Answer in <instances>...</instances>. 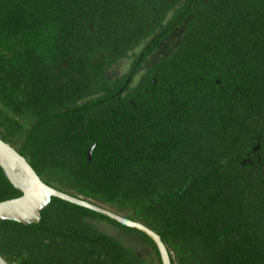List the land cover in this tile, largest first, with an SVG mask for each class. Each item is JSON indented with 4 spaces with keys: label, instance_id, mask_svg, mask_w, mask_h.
<instances>
[{
    "label": "trees",
    "instance_id": "16d2710c",
    "mask_svg": "<svg viewBox=\"0 0 264 264\" xmlns=\"http://www.w3.org/2000/svg\"><path fill=\"white\" fill-rule=\"evenodd\" d=\"M0 137L47 184L154 230L172 264H264V0H0ZM21 195L0 167V202ZM0 253L162 264L145 233L58 197L37 223L0 220Z\"/></svg>",
    "mask_w": 264,
    "mask_h": 264
},
{
    "label": "water",
    "instance_id": "95a60500",
    "mask_svg": "<svg viewBox=\"0 0 264 264\" xmlns=\"http://www.w3.org/2000/svg\"><path fill=\"white\" fill-rule=\"evenodd\" d=\"M93 147L88 151L91 159ZM0 167L12 185L22 192L16 198L0 202V220L8 219L22 223H37L40 221L41 210L48 205L52 197L87 207L126 226L135 228L148 235L156 244L162 264H172L169 250L161 236L147 225L117 213L114 209L99 202L74 195L44 182L26 157L9 142L0 137ZM0 264H11L0 253Z\"/></svg>",
    "mask_w": 264,
    "mask_h": 264
},
{
    "label": "rangeland",
    "instance_id": "374dc122",
    "mask_svg": "<svg viewBox=\"0 0 264 264\" xmlns=\"http://www.w3.org/2000/svg\"><path fill=\"white\" fill-rule=\"evenodd\" d=\"M182 32L183 31L175 32L174 34L169 36L164 41L162 46H160L155 51V53L149 57L147 61L148 65L155 63L161 56L168 55L172 50H174L182 38V34H183ZM129 66H130V60L123 59L110 72L115 71L116 75L117 74L124 75L128 72ZM95 225L101 228L102 230L114 235L121 241L125 242L127 245L135 248L141 255L154 256L153 251L150 248H148L139 237L135 235L126 234L117 227L106 222L95 221Z\"/></svg>",
    "mask_w": 264,
    "mask_h": 264
},
{
    "label": "flooded vegetation",
    "instance_id": "af4514ba",
    "mask_svg": "<svg viewBox=\"0 0 264 264\" xmlns=\"http://www.w3.org/2000/svg\"><path fill=\"white\" fill-rule=\"evenodd\" d=\"M179 31H184V30H183L182 27H180V28L175 29V30L172 32V34H174L175 32H179ZM182 33H183V32H182ZM172 34H171V35H172ZM171 35H170V36H171ZM182 36H183V34H182ZM167 38H168V37H167ZM167 38H166V39H167ZM166 39H165V40H166ZM165 40H164V41H165ZM164 41L161 43L160 46H162V44L164 43ZM160 46H159V47H160ZM153 54H154V53H153ZM153 54H152V55H153ZM127 60H130V66H129V69H128V72H127V73L129 74V73L132 72V69H133V68H132L133 61H132L131 59H129V58H127ZM147 61H148V59L144 62V64H143L142 67L138 70V72H137L134 76H132V77H134L135 80H137L138 77H140V76L144 73V71H145L147 68H149L150 66H152V65L154 64V63H152V64H149V65H148ZM127 73H126V74H127ZM128 81H130V79H128Z\"/></svg>",
    "mask_w": 264,
    "mask_h": 264
}]
</instances>
